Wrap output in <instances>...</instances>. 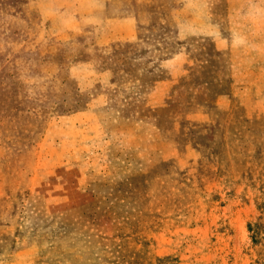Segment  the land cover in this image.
<instances>
[{
  "label": "rangeland",
  "instance_id": "rangeland-1",
  "mask_svg": "<svg viewBox=\"0 0 264 264\" xmlns=\"http://www.w3.org/2000/svg\"><path fill=\"white\" fill-rule=\"evenodd\" d=\"M0 264H264V0H0Z\"/></svg>",
  "mask_w": 264,
  "mask_h": 264
},
{
  "label": "crops",
  "instance_id": "crops-1",
  "mask_svg": "<svg viewBox=\"0 0 264 264\" xmlns=\"http://www.w3.org/2000/svg\"><path fill=\"white\" fill-rule=\"evenodd\" d=\"M67 12L68 11V8L67 7H65L64 8V10L62 9H59V10H57V12H58V14L56 15V14H53V16H51V17H53V18H58V15H61V14H63L64 12ZM69 16H70V14H66V18L68 17L69 18ZM52 18V19H53ZM101 19V21L100 22H98V29H97V31L95 32V33H93L94 35H95V38L97 39V42H99L98 43V45L99 46H104V45H107L110 41H112L113 39L114 40H116V39H129L132 35V30H131V21L129 20V18L128 17H123V18H117L116 20H118L119 22L118 23H126V24H128L129 25V27L128 28H126V30H115V29H113L111 26H109V25H113V23H114V19L115 18H106V17H102V18H100ZM113 19V20H112ZM110 20H111V22H110ZM101 27H107V32L105 33V34H103V31L101 30ZM99 34L101 35V36H105V41H103L102 42V39L101 38H99ZM163 84V79H161V80H159V81H156V85L157 86H155L156 88L155 89H157L158 90V87L160 86V85H162ZM159 91V90H158ZM142 102V101H141ZM136 105L139 109H144L145 107H146V104H140L139 102H134V103H132V105Z\"/></svg>",
  "mask_w": 264,
  "mask_h": 264
}]
</instances>
